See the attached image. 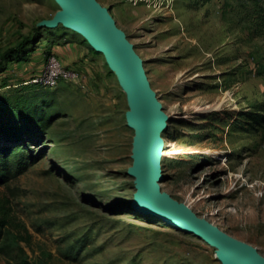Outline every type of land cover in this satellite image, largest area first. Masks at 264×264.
<instances>
[{
    "label": "rangeland",
    "instance_id": "obj_1",
    "mask_svg": "<svg viewBox=\"0 0 264 264\" xmlns=\"http://www.w3.org/2000/svg\"><path fill=\"white\" fill-rule=\"evenodd\" d=\"M99 1L143 58L169 115L161 133V190L264 256V31L254 16L264 0ZM60 8L56 0H0V63ZM47 29L26 47L34 48L28 61L8 64L0 126L19 116L18 105L34 100L37 91L24 81L41 71L57 40L88 49L107 81L97 91L82 78L61 81L39 96L53 111L51 124L37 141L19 145L28 168L0 184V207L11 230L28 237L20 243L31 262L223 264L202 238L133 207L134 129L126 93L80 33L63 25L56 33ZM4 134L0 145L14 146ZM0 264L16 262L0 253Z\"/></svg>",
    "mask_w": 264,
    "mask_h": 264
},
{
    "label": "water",
    "instance_id": "obj_2",
    "mask_svg": "<svg viewBox=\"0 0 264 264\" xmlns=\"http://www.w3.org/2000/svg\"><path fill=\"white\" fill-rule=\"evenodd\" d=\"M56 2L61 8L53 17L41 20L39 26L63 25L80 33L90 46L104 55L126 93L127 123L134 129L132 164L128 167V174L134 177L133 207L202 238L216 248V255L223 264H264V256L255 246L234 237L161 190L165 148L161 133L167 127L169 115L151 86L143 58L117 25L109 7L99 0Z\"/></svg>",
    "mask_w": 264,
    "mask_h": 264
},
{
    "label": "trees",
    "instance_id": "obj_3",
    "mask_svg": "<svg viewBox=\"0 0 264 264\" xmlns=\"http://www.w3.org/2000/svg\"><path fill=\"white\" fill-rule=\"evenodd\" d=\"M254 10L256 26L259 30L264 31V5L256 3ZM43 28L45 27H37L34 33L25 37L17 48L9 49L3 54L4 62L0 63V88L10 85L8 83L11 80L9 75L12 74L9 71L8 64L13 61H28L30 55L34 52V48L27 50L26 47L39 39L41 36L40 30ZM47 30L56 33L61 29L58 26ZM58 36H61V34H58ZM45 53L47 57L53 53L51 44ZM5 72L6 75L3 76L2 74ZM31 86L37 91L34 95V100L31 98L29 103L25 102L18 105L19 116L13 120H7L0 126V132L5 133V137L13 140L15 146L0 145V184L7 183L10 179L17 177L28 168L29 161L26 159V151L24 147H19V145H28L32 141H37L47 132L51 124V119L54 116L53 111L44 109L40 100V102H37L39 96L49 92V88H37L35 85ZM13 155L16 156V159L12 157ZM34 161V158L31 159V162ZM3 207V205L0 207V253L12 258L16 264H49L46 262H31L26 249L20 243L22 240L28 241V237L11 230L10 226L12 223H8L6 213L2 210Z\"/></svg>",
    "mask_w": 264,
    "mask_h": 264
},
{
    "label": "crops",
    "instance_id": "obj_4",
    "mask_svg": "<svg viewBox=\"0 0 264 264\" xmlns=\"http://www.w3.org/2000/svg\"><path fill=\"white\" fill-rule=\"evenodd\" d=\"M66 40L65 37L63 41L51 45L52 50L56 49L62 54L65 65L71 66V63H77L74 66L76 69L73 70L80 73L85 85L95 91L103 89L107 81V72L104 71L100 60L94 58L88 49L77 50L75 46L71 45V41L65 42Z\"/></svg>",
    "mask_w": 264,
    "mask_h": 264
},
{
    "label": "built area",
    "instance_id": "obj_5",
    "mask_svg": "<svg viewBox=\"0 0 264 264\" xmlns=\"http://www.w3.org/2000/svg\"><path fill=\"white\" fill-rule=\"evenodd\" d=\"M79 79H81V75L78 71L65 66L58 56L52 53L47 57L41 71L26 79L24 84L38 85L42 88L52 89L61 81Z\"/></svg>",
    "mask_w": 264,
    "mask_h": 264
}]
</instances>
